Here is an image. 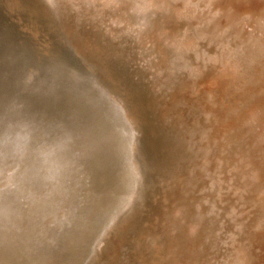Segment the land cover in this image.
I'll return each instance as SVG.
<instances>
[{
  "label": "bare ground",
  "instance_id": "obj_1",
  "mask_svg": "<svg viewBox=\"0 0 264 264\" xmlns=\"http://www.w3.org/2000/svg\"><path fill=\"white\" fill-rule=\"evenodd\" d=\"M26 1L39 13V17L56 29V26L63 29L68 25L67 29L74 21L86 29L102 31L108 44L116 42L118 45L114 44V48L117 45L123 49L115 53L116 57L135 67V76L140 82L150 85L154 94H163L164 99L173 100L171 104L175 111L168 108L172 113L165 112L163 136L158 143L155 141L165 151L164 164L154 163V167L150 164L151 169L140 157V137H137L140 134L137 135L135 130L137 124L134 127V123L114 104L107 106L105 117L110 126L107 134L115 161L121 168L119 182L113 185V198L100 205L97 214L84 225L89 229L83 238L84 245L78 246L75 256L66 254L74 231L84 224L80 208L85 165L93 157V149L99 147L101 141L103 143L104 137L66 130L54 133L51 127L41 128L34 118L33 100L39 94L42 96L47 87L44 88L43 81H36L30 70L16 64L10 54V44L8 47L5 45V49L0 44V48L3 47L1 57L7 59L0 64V264H96L98 252L111 231L136 205L142 206L138 202L143 198L148 169L157 172L155 177L164 190L163 202L160 203L161 219L159 216L155 222L157 228L154 232L155 235L158 233L156 236L161 242L149 238L147 227L137 226L134 231L145 241L140 248L142 252L157 254L159 263L163 264H255L254 239L264 225V183L261 181L264 179V150H259L260 161L256 162L255 154L245 147V140L235 134L223 135L217 125V109H214L216 104H221L213 101L207 90L206 100L196 102L184 92L188 87L191 96L196 94V80L204 76L206 68L219 69L221 72L218 70L220 74L217 76L221 79L213 78V81L220 86L226 83L233 100L241 101L230 112L239 118L237 110L243 109L239 110L243 113L241 127L245 125L247 133L254 129L264 115V95L260 98L251 96L246 85L252 81L253 63L264 57V41L260 40L264 39V0ZM217 6L221 9L214 11ZM253 18L257 20L256 24H251ZM247 28L248 32L255 30V33L262 34H249L250 42L245 45L241 33H246ZM4 35L7 36L6 33ZM205 39L215 44L217 51L212 56L199 46ZM36 104L39 105L38 102ZM138 120L134 119L135 122ZM260 136L263 140L264 131ZM217 137H222V144ZM198 182L200 189L196 185ZM197 187L202 193L200 196H195ZM226 200L230 201L229 206L225 205Z\"/></svg>",
  "mask_w": 264,
  "mask_h": 264
},
{
  "label": "rangeland",
  "instance_id": "obj_2",
  "mask_svg": "<svg viewBox=\"0 0 264 264\" xmlns=\"http://www.w3.org/2000/svg\"><path fill=\"white\" fill-rule=\"evenodd\" d=\"M5 1L6 0H0V6H1L0 7V37L2 36L0 38V40L1 39L3 40V41L1 40L2 43L0 41V44H2V46L7 45V47L10 44V46H9L10 54H11L12 59L15 60L16 64L22 67L23 66L22 63L25 62L28 65L29 69L27 67H25V68L28 71L30 70V73L32 75H34V77H35L34 79L36 81H43L44 88L47 87V88H45V91H46V89H47V91L46 92L44 91L42 96L39 97L41 99V100L39 99L40 102L38 101L39 105L36 104L37 102L34 104V111L36 113L34 112L35 116H34V113H33V116L36 119V121L38 123H41L42 122L41 119L45 118L48 121L52 120V124L57 123L58 125H62L61 123H66L65 120L61 119V117L64 115V112H66V113L69 112L68 114L70 116L79 114V108L80 107L79 108L75 107L72 104H74V103L78 104L79 101H81L82 104H85L89 100V97L87 98V100H84L82 97L78 98L77 93H75L74 90L70 86H71V83H73V81H75V77L80 78V80L83 79L85 81V84H82L83 88L81 87V91H80L83 96H87V94L90 91L89 90L90 88H92L94 90H97V89L101 90L103 93H105V95L108 98L110 97L109 99L111 100V102H113L115 104V106L123 114H125V116L128 117L130 122L132 124L134 123L133 124L134 127L137 124V127H135V130H136L137 135L140 134L137 137L138 138L140 137L138 139L139 148H140V157L143 160L144 164H146V165L147 164H149V165L153 164L152 166L154 167V163H156V165H158V163H159L160 166H162L164 164V162H163L164 156L163 155L165 154V151H164V149L163 150L161 149L160 144H156V143H158L160 138L163 136V133L165 130V128H164L165 127V124H164L165 123V116H164L165 112H167L170 115L172 112H168L169 109H171L172 111H175L172 104H171V102L173 100L172 101L169 100L170 98H168V97H166V99H164L163 94H159V93H158V95L154 94L152 92L150 85H146V83L140 82V80H138V78L135 76V67L132 68L131 66L125 64L123 59L116 57V54L119 52L118 50H123V49L118 48L117 47L118 43H116V42L114 43V44H117L116 48H114L115 47L114 44L113 45L108 44L104 40L102 31L98 30L97 28H95V29L87 28L86 29L83 24L78 25L77 23H74V21L73 22L71 21L70 22L71 24L69 25V27L67 29H65V28L68 25L63 29L60 26H56L57 27V29H56L53 26H51L48 21L44 20L42 17H39L40 16L39 13L35 12L33 7L30 8L31 6L30 5L28 6V3L26 0H15V3H14V0L13 1L7 0L6 2ZM5 3H6V5H5ZM12 3H14L13 6H10V5H12ZM23 4H25V5H23ZM216 5H218V4H216ZM216 5H215V7H216ZM6 6L10 7L11 11ZM23 6L24 7L27 6L28 11H27V7H25L26 9H24ZM21 7H23V8H21ZM218 9L220 10L221 6H217V9L214 8L213 10L216 11ZM238 11H241V10H238ZM19 12L21 14H19ZM34 13L36 16L34 15ZM249 16L251 17L250 14H249ZM31 17H33V18H31ZM253 19H254V21H253ZM253 19L251 20V24H256L257 20H255V18H253ZM31 20H32V22H31ZM41 21L43 22V24ZM21 22H23V24H21ZM5 24L7 27H5ZM34 24H35V26H34ZM25 25L27 28L25 27ZM45 27H46V29H45ZM36 28H37V30H36ZM1 29H2V31H1ZM16 30H18V31H16ZM43 30H44V32H42ZM45 30H47V31H45ZM245 30H246V33L243 34V32H245V31H243L241 33V35L244 38V39L242 38L244 41V44L248 45L250 42L248 39L249 34H253V35L255 34L256 35L257 33H255L256 32L255 30H249V32H248V28ZM31 31H32V33H31ZM46 32L49 35H46L45 34ZM5 33L7 34V36L4 35ZM11 33H12V35H11ZM8 34L11 36H9ZM13 34H14V36H13ZM16 34H17V39H16ZM261 34L262 33L259 32L257 35L260 36ZM40 35H41V37H40ZM48 36L50 37V39ZM5 37L6 38L10 37V38L9 39L7 38V40H6ZM253 37L255 38L256 36H253ZM260 40L264 41L263 38H260ZM4 41H5V43H4ZM204 41L202 40L199 43V46L201 47V49L204 50L206 53L208 51V53H207L208 55L211 53L210 56L214 55L215 52L217 51V49L215 48V44L211 43L208 39H205ZM29 43H30V45H32L31 47H30V45H28ZM208 43H209V45H208ZM40 46L42 49H40ZM210 46H212V49ZM209 49H211V50H209ZM30 50L34 54L32 52H30ZM42 50H44V51H42ZM51 54L52 55L54 54L53 57H55V56L56 57L53 58ZM31 57H32V59H31ZM44 57L46 59L47 58L48 59L46 60ZM27 59H28V61H27ZM260 59H259L260 64H258L259 61L253 63V67H252L253 70L251 69V72H250L251 73L250 76H251L252 81L250 84H247L248 86L246 85V87H248V89H249V90L247 89L249 92H247V91L246 92L251 94V96H253V97L255 96V98H260V96L263 97V95H264L263 94V92H264L263 91L264 90V88H263L264 87V83H263L264 82V80H263L264 79V73L261 71L262 68H263L262 70L264 71V67H263L264 62H262L264 60V57L261 60ZM3 60H5V62L7 61V59H5V58L2 59V57H0V64L5 63ZM37 60L39 63L37 62ZM72 60H74V61H72ZM31 63H33L32 65H34V64L35 65L32 66ZM208 69H209V67L206 68L207 71H204V76L202 75V76H200L201 78L199 77L196 80V83H195L196 94L191 96V94L189 93L190 89L188 87H186V90L184 93L187 94L186 95L187 97H189V98L192 97L195 102H196V100L197 101L206 100L207 94L212 95L213 97L212 96L211 97H212L213 101H216V103L221 104V105L216 104L215 105L216 107H214V109H217L218 121H219V123H217V125H218V127L220 126L219 128H220L221 132L223 133V135L226 134V136H228L230 134H232V135L235 134V136H238V137L240 136L241 139L245 140L244 141L246 143L245 147L250 150L251 154H253V153L255 154L254 160L256 162L260 161V155L261 154H260L259 150H261V149L264 150V139L262 140L261 136H260V133L264 131V115H262L261 118L256 122L254 129L251 132L247 133L246 128H245L246 126L244 125V127L243 126L241 127V125H242L241 121H243V119H242L243 113L241 114L240 111L241 110L244 111V110L243 109L240 110L238 108L240 110V111L237 110L238 114L240 116L239 118H236L238 115L235 116L234 114H232L230 112V111H232L233 106H239L240 105L239 103L241 101L238 102V101L233 100V95H232V93L229 92L230 91L228 89L229 86L226 83H223L222 86H220V84L218 85V83H215L213 81V78H216L217 80L219 79V81H220L221 77L217 76L218 74H220L219 69L212 70L210 68L212 71L210 69L209 70ZM207 72H209V73H207ZM205 75L207 77H205ZM52 78H53V80H50ZM112 80L116 81V82L118 80L117 86L115 85L116 82H114V84H113ZM257 81L259 84L257 83ZM110 82H112V83H110ZM213 83H215L216 85ZM90 85H92L94 87H91ZM112 85H114V86H112ZM122 87L123 88L125 87V88L122 89ZM52 88H55V89H52ZM63 88H64V90H62ZM114 88H116V89L114 90ZM111 89H113V90H111ZM256 89H257V91H255ZM53 90H55V91H53ZM128 90L130 91V93H128L129 92ZM205 90H207V94L205 93ZM261 90L263 92L260 95ZM137 91H138V95H137ZM121 92H122V95L120 94ZM58 96H59V98H58ZM126 96H128L129 98L128 97L126 98ZM130 96H131V98H130ZM54 97H55V99H54ZM150 99H152V100H150ZM226 99H227V101H226ZM230 99H232V100H230ZM62 100H63V102H62ZM163 100H165V101H163ZM150 101H153V102H151V104H150ZM155 101H159V102H155ZM126 102H128V103H126ZM47 104H49V105H47ZM50 104H53V105H50ZM134 104H136V105H134ZM132 105L134 106V108ZM160 105L161 106L163 105V106L161 107ZM36 106H38V107H36ZM153 106H155L158 109L155 108L156 109L155 110ZM128 107H129V109H128ZM219 107L221 109H219ZM185 108H186V106H185ZM42 109H44V111H42ZM149 109H152V110H150V112H149ZM159 109H161V110H159ZM134 110H136V111H134ZM227 114L229 115V118H228ZM161 115H162V117H161ZM231 115H233L234 117ZM153 118L155 119V121H153L154 120ZM232 118L233 119L236 118L238 121L236 119H234L235 120L234 121ZM134 119L135 120L139 119L141 122H139V120L135 122ZM169 119L171 120L173 118H169ZM145 121H146V123H145ZM151 121H153V122H151ZM154 122H157V125H156V123L154 124ZM159 123H161V124H159ZM162 123H163V125H162ZM236 124H238L241 128ZM152 125H153V129H152ZM161 126L163 129L160 128ZM154 127H156V128L154 129ZM236 128H237V130L239 129L238 132L240 133V135H237L238 132L236 131ZM142 129H144V130H142ZM148 136H149V138H148ZM221 139H222V137H217V141L222 144L223 140H221ZM155 141H156V143H155ZM158 147H159V149H158ZM141 148L143 151L141 150ZM157 151H158V153H157ZM149 152H150V154H149ZM159 153L162 154L163 159H162V157H160L161 154H159ZM145 154H146V156H144ZM152 154L153 155L155 154V156H153ZM158 157H160L162 160L159 159ZM165 157H166V155H165ZM258 157H259V159H258ZM156 159H157V161H156ZM151 165L149 167L147 165V168L153 169V167ZM263 167H264V164H263ZM151 169H148L145 189H144L143 194H142L143 198L138 202L140 205L143 206V208H142V206L136 205L135 208H133V210H131L130 213L123 219V221H121L120 224H122V225L118 224L119 226L116 227L117 230L115 228V229H113L114 231L113 230L111 231L109 237L107 239H105V243L103 244L102 248L98 252V254L99 253L100 254L98 255L96 264H127V263L128 264H140V263L141 264H146V263L147 264H156V263L157 264H163V263H159L158 258L156 257L157 254L154 253L153 255H151V253L150 254L146 253L147 251L142 252L140 250V248L145 245V241H142V238L139 237L138 232L134 231L137 226H141V227L145 226V227H147L148 230H150L149 231V235H150L149 238L155 240L156 242H159V243L161 242V239L157 238V236H156V235H158V233L155 235L154 232L157 228L156 227L157 225L155 222L159 219V216H160L159 213H161V208H160L161 204L160 203L163 202L162 196L164 195V190H161L162 184L159 185V182H157L158 181L157 180L158 178H156L157 172L154 170H153L154 171L153 172ZM151 172H153V173L151 174ZM155 175H156V177H155ZM153 180H155L154 183H153ZM261 181L264 183V179ZM154 184H156V185H154ZM197 184H200V182L196 183V185ZM197 186H199V189H200L201 186L200 185H197ZM197 189H198V187L195 189L196 190V192H194V193H196L195 196L197 194H198L197 196H200L202 193H199L198 191H200V190L199 189L197 190ZM158 191H159V193H158ZM148 192H150L151 195H153V196H151L150 193H148ZM160 193H161V195H160ZM113 195H114V191L109 194V196H113ZM145 198H147V199H145ZM144 199H145V201H144ZM156 201H158V202H156ZM225 202H226L225 205L226 204H227V206L230 205V204H228L230 202L229 200H226ZM151 205H152V207H151ZM144 206H145V209H144ZM153 206H155V207H153ZM153 209H155V210H153ZM152 212H154V213H152ZM143 214H145V215H143ZM156 215H157V217H155ZM160 219H161V216H160ZM134 222H136V223H134ZM146 223H147V225H146ZM115 230H116V232H115ZM135 232H136V234H135ZM159 239H160V241H158ZM137 242L138 243L140 242V243L138 244ZM162 242L164 243L163 239H162ZM159 243H157V244H159ZM253 247H254V254H255V264H264V225L262 226V228H260L258 230V232H256V237L254 239ZM149 256H150V258H148ZM140 258L143 259L142 262H140V260H141ZM137 260H139V262H137ZM145 260H147V262H145ZM183 262H185V261L183 260Z\"/></svg>",
  "mask_w": 264,
  "mask_h": 264
},
{
  "label": "water",
  "instance_id": "obj_3",
  "mask_svg": "<svg viewBox=\"0 0 264 264\" xmlns=\"http://www.w3.org/2000/svg\"><path fill=\"white\" fill-rule=\"evenodd\" d=\"M2 48H0V51ZM22 64L24 68H28L25 62ZM82 84H85V81L75 77V81H73L70 86L74 92L77 93L78 98L82 97L84 100H87L89 97V100L85 104H82L79 100L78 104H72L75 107H80L79 114L70 116L68 113L64 112L63 120H65L66 123H61L62 125H58L57 123L52 124V120L48 121L44 118L41 119L42 122L39 124L41 128L45 127L48 129L51 127L50 130L54 133H64L66 130L72 133L82 132L94 137L97 135L104 137L103 143L101 141L99 147L93 149V157L88 159L85 165L86 174L82 185L84 195L80 208V212L83 213L82 221L84 224H82L77 231H74L75 235H73L72 244L67 247L66 251V254H71L73 256L76 255L78 246L84 245L83 238L89 232V229H87V227L85 228L84 225L97 214L100 205L105 203L106 200L113 198V196H109V194L114 191L113 185L119 182V170L121 169L120 165L115 161V155H113L111 151V140L108 138L107 134L110 130V126L105 117V113L108 111L107 106L114 103L111 102L105 93L98 89L94 90L90 88L87 96H83L80 92ZM90 86L94 87L92 85ZM40 96V94L36 96L35 100H33V104L39 101Z\"/></svg>",
  "mask_w": 264,
  "mask_h": 264
}]
</instances>
